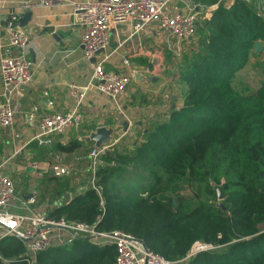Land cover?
I'll return each instance as SVG.
<instances>
[{
	"label": "trees",
	"instance_id": "16d2710c",
	"mask_svg": "<svg viewBox=\"0 0 264 264\" xmlns=\"http://www.w3.org/2000/svg\"><path fill=\"white\" fill-rule=\"evenodd\" d=\"M193 3L201 17L180 67L184 104L128 147L103 153L96 185L49 216L133 234L172 261L196 243L214 246L180 264H264V80L247 93L236 82L255 43L264 45V17L256 0ZM26 252L20 238L0 239V264H29ZM116 256L115 244L85 234L37 253L35 264H115Z\"/></svg>",
	"mask_w": 264,
	"mask_h": 264
},
{
	"label": "crops",
	"instance_id": "0c3cea01",
	"mask_svg": "<svg viewBox=\"0 0 264 264\" xmlns=\"http://www.w3.org/2000/svg\"><path fill=\"white\" fill-rule=\"evenodd\" d=\"M84 1L65 0L55 7L34 6L26 10L32 11V18L22 28L30 36L26 52L34 62V80L25 92L12 96L16 113L13 128L5 130L0 126V164H3L2 171L16 184V199L10 210L17 215L31 216L40 211L49 216L55 208L69 203L94 185L88 156L95 143L87 142L86 138L98 127H113L115 140L119 139L115 147H128L135 141L137 132L153 121L167 120L170 111L181 107L185 101L182 86L185 83L181 81L177 69L182 65L179 63L184 54L196 49V39L178 42L160 28L156 30V25L144 30L140 36L130 38L129 27L123 25L110 29L108 47L88 61L84 58L81 44L83 28L76 23L73 5ZM36 2L0 0V40L4 33L3 21L9 12L18 10L23 16L26 11H21V4ZM192 5L193 0H174L171 6L173 11L182 12ZM59 32L65 35L56 38ZM192 41L194 44H191ZM122 42L124 44L120 46ZM177 47L181 49L180 55L176 53ZM166 54L173 55V64L168 63ZM104 58H107V70L130 76L127 92L118 99H110L95 89L89 90L81 104L82 122L79 126L70 127L57 135L53 146H41L37 141H31L38 132V121L35 125L27 123V116L33 107H38V119L47 113L70 112L77 101L70 93L69 86L89 84L93 63ZM176 58L181 61L175 62ZM260 59H263V55ZM249 62L252 63L251 58ZM151 65L154 71L148 72L147 67ZM3 90L0 73V105L5 101ZM49 100L53 101L52 105L48 104ZM74 142L78 143L74 150H64ZM58 163L68 167L69 173L56 176L53 166ZM24 175L34 182L40 177L48 180L46 208L36 205L39 195L42 201L46 199L39 185L35 184L37 189L33 187L30 191H18V186L21 187L20 183L24 182ZM14 176H20L23 180L17 185ZM55 234L53 245L67 242L64 239L69 235L67 231H56Z\"/></svg>",
	"mask_w": 264,
	"mask_h": 264
},
{
	"label": "built area",
	"instance_id": "2783aa9c",
	"mask_svg": "<svg viewBox=\"0 0 264 264\" xmlns=\"http://www.w3.org/2000/svg\"><path fill=\"white\" fill-rule=\"evenodd\" d=\"M65 0H37L36 3L21 4V11L25 12L34 6L55 7ZM174 0H86L73 3L75 7L76 23L83 28L81 44L84 58L92 60L105 50L110 41L111 28L127 25L130 35L140 36L150 26L157 25L167 36L178 42H189L194 39L200 20L199 7L189 6L185 11H173ZM236 0H223L226 7H230ZM216 7V5L214 6ZM259 14L264 10V0H256ZM204 8H201L203 11ZM22 13L18 10L11 11L3 21V39L0 40V73L2 76L5 101L0 105V126L12 129L15 122V109L12 105V96L22 94L34 80V62L27 55L26 46L29 34L19 23ZM124 43L122 42L120 46ZM174 49V47H173ZM175 51V49H174ZM177 55L181 49L176 48ZM107 58L93 63L92 79L86 86L71 84L70 93L76 98L75 107L67 113H47L37 118L38 107H33L27 116V123L35 125L38 121V132L31 139L41 146H53L56 136L65 132L70 127L79 126L82 122L80 112L81 104L89 90L95 89L110 99L123 96L130 84V76L118 71L107 70ZM148 72H153V65L147 67ZM48 95V92H45ZM53 104L52 100L48 101ZM17 136V135H16ZM119 139L114 140L111 146L94 147L89 153L90 169L95 178V173L100 163V156L111 151ZM0 164V239L6 236H16L27 244L26 256L29 264H35L36 255L50 248L56 238V231L65 232L60 226H68L75 233H83L90 238H102L104 243H113L117 248L115 264H180L183 260L198 252L213 248L212 245L196 243L186 258L172 261L154 252L140 238L124 231L103 233L95 226L69 222L64 219L55 220L45 212H34L31 216L17 215L11 212L10 207L16 199V184L14 180L2 171ZM56 176L69 173V168L56 164L53 166ZM100 217H98V220ZM68 232V231H67ZM69 235L65 241L70 242L75 236ZM63 239V240H64ZM61 242H64V241Z\"/></svg>",
	"mask_w": 264,
	"mask_h": 264
},
{
	"label": "rangeland",
	"instance_id": "374dc122",
	"mask_svg": "<svg viewBox=\"0 0 264 264\" xmlns=\"http://www.w3.org/2000/svg\"><path fill=\"white\" fill-rule=\"evenodd\" d=\"M261 13H262V16L264 17V10ZM155 28H156V30H159V27L157 25L155 26ZM194 39H196V35H195ZM194 41H196V40H194ZM194 41H192L191 44H194ZM166 55H167L168 63L173 64L172 63L173 62V59H172L173 55L172 54L171 55L166 54ZM168 55H169V57H168ZM250 58L252 60V63L248 62V64L245 67L246 68L245 72L238 73V75L236 77V79H237L236 82L238 83L239 87L243 88V90L246 93L247 92H253V91L257 90L260 87L262 81L264 80V60L260 59L261 55H255L254 54ZM178 61H181V60L176 58L175 62H178ZM179 64H183V60ZM177 70L180 73V68H178ZM182 86H183V92L185 95L187 93V87L185 84H183ZM183 92H182V96H183ZM13 175H15V174H13ZM14 177H16V176H14ZM16 178H17L16 183L18 185L23 179L20 176H18ZM35 184L39 185L40 190L45 193L44 198H46L45 200L43 199V201H42V198H40V195H39V199H37L36 205H37V207L38 206H42V207L44 206L46 208L47 201H48V180L46 178L40 177V178H37L34 182L32 180H29V176L24 175V182L20 183L21 187L18 186V191L19 190L30 191L33 187L35 189H37ZM183 193L187 197H196V193L192 188H188ZM217 201H219V200L217 199ZM79 235L83 236L85 234L79 233Z\"/></svg>",
	"mask_w": 264,
	"mask_h": 264
},
{
	"label": "water",
	"instance_id": "95a60500",
	"mask_svg": "<svg viewBox=\"0 0 264 264\" xmlns=\"http://www.w3.org/2000/svg\"><path fill=\"white\" fill-rule=\"evenodd\" d=\"M249 1V0H248ZM32 18V11H26L23 16L20 18L19 23L21 27H25L29 24L30 20ZM58 35H65L61 32H59L58 34L55 35V37L57 38ZM264 49V45L261 41H258L255 43L254 45V50L257 53H261ZM94 59V58H93ZM232 86H235V83H232ZM115 140V130L113 127H106V126H100L96 129V131L92 132L90 134V136H88L86 138L87 142H94L95 143V147L101 148L103 146H111L113 144ZM110 151H108L107 153H109ZM93 182L94 185H96L95 182V178L93 177ZM217 195H218V206L220 208H222L223 210H225V206L223 204V194H222V190L220 187L217 188ZM60 229L63 230H67L68 232H70L72 235H74L75 237L79 236L77 233H75L70 227L68 226H60Z\"/></svg>",
	"mask_w": 264,
	"mask_h": 264
}]
</instances>
